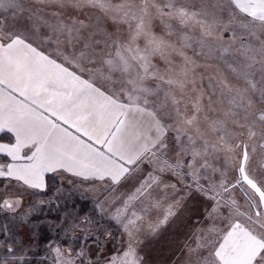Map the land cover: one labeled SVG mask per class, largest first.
Returning a JSON list of instances; mask_svg holds the SVG:
<instances>
[{
  "label": "snow or ice",
  "instance_id": "6c2138e0",
  "mask_svg": "<svg viewBox=\"0 0 264 264\" xmlns=\"http://www.w3.org/2000/svg\"><path fill=\"white\" fill-rule=\"evenodd\" d=\"M35 3L77 12L97 10L113 30L98 23L85 34L83 20L70 18L69 24L52 12L57 17L52 24L43 20L40 9L26 8L23 0H0V10H11L14 21L8 24V17L0 15V133L14 138L13 143H0V154L10 161L0 163V178L45 190L46 174L65 172L106 183L109 194L122 184H133L126 196L108 201L110 206L120 201L108 219L122 228L126 247L106 264H142L138 249L145 217L167 203L163 219L149 222L147 231L154 235L194 193L213 201L206 219L214 223L185 242L183 264H264V182L248 169V142L259 140L264 149V0H212L211 11L204 5L189 7L186 0ZM25 13L31 24L19 26L16 21ZM41 27L48 32L41 35ZM217 27L240 45L235 50L220 48L219 59L232 79L223 75L212 84V95L227 99L228 108L211 118L202 95L186 98L189 65L194 62L185 50L195 44L203 53L205 38ZM148 81L155 85L148 86ZM209 102L214 103L211 97ZM169 105L172 111L161 115ZM211 134H218L217 139H210ZM170 151L183 159L173 162ZM221 154L226 162L233 161L237 175L232 183L213 164ZM142 165L150 169L146 175ZM205 172L209 174L202 175ZM237 187L246 197L248 212L240 211L230 194ZM154 189H160L161 196L153 197ZM147 200L151 202L145 204ZM137 203L142 205L139 213ZM20 205V198H2L0 212L15 213ZM217 220L222 228L216 227ZM102 229L100 225L98 232ZM2 230L7 234L6 226ZM104 235L113 238L112 232ZM90 237L93 251L102 252L106 240L97 233L84 240ZM15 243L0 241L9 254L4 264L28 259L15 254ZM23 247L38 252L32 241ZM44 248L52 254L51 264H93L83 246L75 257L71 248L63 249L52 239L45 240ZM47 262L44 255L41 264ZM95 264L105 262L97 256Z\"/></svg>",
  "mask_w": 264,
  "mask_h": 264
},
{
  "label": "rangeland",
  "instance_id": "374dc122",
  "mask_svg": "<svg viewBox=\"0 0 264 264\" xmlns=\"http://www.w3.org/2000/svg\"><path fill=\"white\" fill-rule=\"evenodd\" d=\"M115 2H118V0H115ZM159 2L163 3V0H159ZM23 3L26 8L40 9V15H42L43 20L52 24L57 23V17L53 16L51 14L52 12H59L60 18L69 24L71 23V19L78 21L83 20L88 26L84 30L85 34H87L88 31H94L98 23L102 26L107 25L109 30H113L103 14L94 9H85L84 12H77L72 9H58L54 6L49 7L44 4H37L35 3V0H23ZM186 4L195 9H199L202 5H204L209 11L212 10V0H186ZM0 15L8 17L6 23L11 24L14 22L11 10L9 12H3V10H0ZM16 22L19 26L31 24V21L27 20V13H25L23 17H20ZM77 27H79V25H77ZM47 32V28L41 27V35ZM237 33L239 34L238 29ZM195 34L199 36V29L195 30ZM170 39L177 43V46H179L175 36ZM205 39L207 47L203 50V53H200L199 46L195 44L192 48L185 50L187 55L194 62L189 65L186 98L202 95L205 110L208 112L209 117L215 118L216 116L222 115L223 112L227 110L228 102L227 99L221 98L219 93H217L216 96L212 95V84L218 82L223 75H228L229 79H232L231 74L227 72V69L223 64V61L219 59L221 55L220 48L222 45H228L235 50L239 47L240 41L238 39L235 41L232 40L231 33H224L219 27L214 30L212 36L206 37ZM210 59L215 65V67L211 70L208 66ZM178 60L181 63L180 57ZM147 84L148 86H154L155 81H148ZM238 86H243L242 82ZM209 97H211L214 103L210 104ZM180 107L181 111H183L184 105L181 104ZM171 111L172 106H167L165 108V115ZM188 114L191 115L190 106ZM165 122L170 123V121L167 120ZM204 127V114L201 113V128L203 129ZM172 135L173 133L169 134V143H171ZM217 136L218 134H211L209 138L216 140ZM254 147L256 149L255 152L252 151ZM240 151L241 150L238 149L237 153ZM248 152L250 156L248 164L250 174L257 180L264 182V166H262L264 165V149L259 147V140L248 142ZM167 155L173 162H175L176 159H183L182 154L177 156L176 153L172 151H170ZM236 163H238V160ZM213 164L216 168L226 172L227 179L230 183L234 182L237 173L232 160H227L226 162V155L221 154L218 159L213 161ZM141 167L145 169L143 175H146L147 170H150L149 168H146V166L142 165ZM207 174L209 173H202V175ZM52 177L55 182V186L53 188L54 196H49V199L36 196L37 192L45 193L47 191L27 189L26 187L17 184L15 181L9 183V181L0 178V199L5 197L21 199V205L15 213L0 212V241L6 242L7 234L9 237H14L17 233H19L18 243L13 244V247L18 249L15 254L17 256L24 255L28 258L24 262H20V264H34L30 261L32 258L36 259L35 261L37 262L35 264H41V258L44 255L48 256L47 264H51L52 254L44 248V243L39 242L40 235L39 237L38 235L35 236L32 231L34 230L32 227H42L40 216L37 218V215L45 202L47 206L49 205L48 208H52L53 210L56 206L62 207L64 214L60 223L61 225L60 227H56V229H54L51 234L52 238H49L56 241L63 249L67 250L71 248V255L73 257L76 256L81 246L85 248L88 253L87 258H90L93 264H95L97 256H99L100 260L104 261L106 264L108 257L113 254L119 255V253L123 251L124 247H126V237L123 234L122 228L115 224V222L109 220L108 215L114 210L115 206L120 204V201L118 200L117 204L112 206L109 205L108 201L112 200L113 197L126 196L132 191L134 185L122 184L116 188L115 192L109 194L106 184L92 183V181H81L73 179L70 176H56L52 174ZM167 179L175 183L174 178L169 176ZM219 179L220 173L217 172L215 174V180L219 181ZM201 182L206 183V181L203 180ZM177 187H180V185H177ZM161 194L160 189H154L152 196L159 197ZM182 194L183 192H181V195ZM230 194L236 199L240 211L248 212L250 210L246 197L241 192L239 187L232 189ZM78 196L84 197L91 205H93L96 216H78L77 209H73V205H76L78 201L80 202V198H78ZM224 198L227 199L228 194H225ZM150 202V200H147L144 203L148 204ZM168 202H170V200ZM212 204L213 201L211 199H206L198 193H194L192 196L183 200L181 206L174 209L176 214L170 217L166 224L160 225L154 235L147 231L149 222L155 223L158 220L163 219L167 203H165L162 208L150 212L145 217L143 223L144 230L141 232L139 237L141 243L139 245L138 252L143 257L142 264H183L185 260V242L189 240L195 231H203L212 226L214 223L212 220L206 219L207 212L211 210ZM141 207L142 205L137 203L135 210L139 213ZM101 209H103V212ZM221 211L227 215V210L223 207L221 208ZM25 214H27L26 220ZM13 219L18 221L17 224L13 222ZM100 225H103V229L98 232ZM215 225L220 228L224 226L219 220L215 221ZM4 226L7 227V234H5L2 230ZM10 227L12 228L11 230H9ZM49 228L46 230V233ZM61 228L65 231H61ZM10 231L12 233L16 232L15 235H10ZM105 232H112L113 238L111 240H106L104 235ZM89 233H97L100 235L101 240H106L102 252L97 254L93 251L95 245L93 244L91 237L86 241L84 240V237ZM12 241V238L8 240L9 243ZM29 241H32L36 248H38V252L33 251V249H25L23 247L24 245H27ZM5 251V247L0 246V264H4V261L9 257V254ZM8 264H17V262L9 259ZM76 264H80V261L77 260Z\"/></svg>",
  "mask_w": 264,
  "mask_h": 264
},
{
  "label": "trees",
  "instance_id": "16d2710c",
  "mask_svg": "<svg viewBox=\"0 0 264 264\" xmlns=\"http://www.w3.org/2000/svg\"><path fill=\"white\" fill-rule=\"evenodd\" d=\"M2 137H3V135H2ZM8 161L9 160L6 159L4 155H0V162L5 163ZM46 184H47L46 185L47 187L43 191H47V192H45V193L37 192V194H36L37 197L48 198L49 196H54L53 188L55 186V182H54V178L52 177V175H48ZM81 197L78 196V198H80V202L78 201L76 205H73V209H77L78 216L79 217H86V216H90V215L96 216V212H95L93 205H91L90 202L87 201L84 197H82V198ZM48 207H49V205L47 206V204L44 202L43 207L41 209L39 208L40 211L37 215V218L40 216V220H41L40 222L42 224V227L41 226H40V228L32 227L34 229L32 231L35 234V236L38 235V237H39V235H40V237H39L40 241L39 242H41V243H44L45 240L50 239L49 237L52 238L51 234L54 231V229H56V227H54V225H61L60 223L62 220V216L64 214V211L62 210L61 206H56L54 210L52 208H48ZM35 221H36V219H35ZM8 222H9V220H8ZM13 222H15L17 224L18 221L16 219H13ZM49 224H50V228H49ZM48 228H49V230L46 233V230ZM11 229L12 228L10 227L9 230H11ZM15 233H12L10 231L9 234L14 236ZM18 234L19 233H17L14 237H9L7 234L6 235L7 241L6 242H8V240H10L11 238L15 241H18ZM35 260H36L35 258L30 259V261L33 262L34 264L37 262Z\"/></svg>",
  "mask_w": 264,
  "mask_h": 264
},
{
  "label": "crops",
  "instance_id": "0c3cea01",
  "mask_svg": "<svg viewBox=\"0 0 264 264\" xmlns=\"http://www.w3.org/2000/svg\"><path fill=\"white\" fill-rule=\"evenodd\" d=\"M178 56L177 57H174V60H175V62L177 63V64H180V62H179V60H178ZM162 66V65H161ZM208 66H209V69L211 70L213 67H215V65L213 64V62H212V60L210 59L209 60V64H208ZM211 72V71H210ZM161 115H165V108L162 110V113H161ZM2 135H3V137H2ZM14 142V138L13 137H11L10 136V134H7V133H0V143H13ZM0 155H4V154H0ZM8 162H10V161H8ZM8 162H5V163H8ZM58 175V176H70V177H72L73 179H77V180H81V181H87V182H89V181H92V183H98V184H106V183H102V182H100V181H95V180H83L82 178H80V177H76V176H73V175H71L70 173H65V172H60V173H48V174H46V177H45V182H46V180H47V177H48V175ZM94 192V191H93Z\"/></svg>",
  "mask_w": 264,
  "mask_h": 264
}]
</instances>
